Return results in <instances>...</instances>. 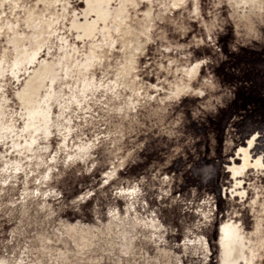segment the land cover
<instances>
[{"label": "rangeland", "instance_id": "rangeland-1", "mask_svg": "<svg viewBox=\"0 0 264 264\" xmlns=\"http://www.w3.org/2000/svg\"><path fill=\"white\" fill-rule=\"evenodd\" d=\"M96 1L0 0V264H264V0Z\"/></svg>", "mask_w": 264, "mask_h": 264}, {"label": "flooded vegetation", "instance_id": "flooded-vegetation-1", "mask_svg": "<svg viewBox=\"0 0 264 264\" xmlns=\"http://www.w3.org/2000/svg\"><path fill=\"white\" fill-rule=\"evenodd\" d=\"M252 145H253V139H250L248 140L247 142V147H244V148H239L238 152L241 153V157H242V163H241V167L238 168V170H242V169H245L250 163H249V158H250V155H249V149L252 148ZM255 166H260V160H257L255 161ZM235 170V169H234ZM236 173V170L234 171V174ZM229 225L233 226L234 230H235V233H236V243H240L239 239L240 237L242 236L238 227L236 225H234L233 223H230V222H227L225 224H223L221 227H220V230L222 232V235L224 234V229L226 227H229ZM219 230V232H220ZM240 233V234H239ZM221 236V233H219V248H220V256L222 254V247L223 245L226 246V240L224 239V237H220ZM243 237V236H242ZM221 238V240H220ZM244 238V237H243ZM245 240V238H244ZM245 242V241H244ZM246 244V243H245ZM244 252V251H243ZM219 264H226L224 261H219ZM228 264V263H227Z\"/></svg>", "mask_w": 264, "mask_h": 264}, {"label": "bare ground", "instance_id": "bare-ground-1", "mask_svg": "<svg viewBox=\"0 0 264 264\" xmlns=\"http://www.w3.org/2000/svg\"><path fill=\"white\" fill-rule=\"evenodd\" d=\"M96 4L94 6H91L89 7L88 9V12H93L95 15H96V20L95 21H91L92 23L89 24V27H86L87 29H84L83 26L84 25H81L79 27H77V29H82L83 31V35L84 36H87L89 38V35L92 34L94 28H95V25H96V22L98 20H104L105 18H107V12L105 10V8H102L101 4L104 3L105 5L108 4V0H98L95 2ZM109 7V6H108ZM111 8V7H110ZM110 11V10H109ZM108 19V18H107ZM92 37V36H91ZM84 38V37H83ZM44 67V65L42 66V68ZM45 72V71H44ZM25 92V91H24Z\"/></svg>", "mask_w": 264, "mask_h": 264}]
</instances>
